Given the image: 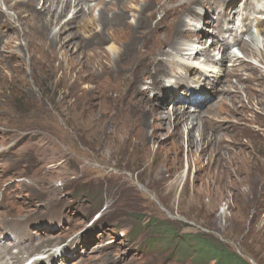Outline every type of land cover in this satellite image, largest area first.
Wrapping results in <instances>:
<instances>
[{
  "label": "rangeland",
  "instance_id": "rangeland-1",
  "mask_svg": "<svg viewBox=\"0 0 264 264\" xmlns=\"http://www.w3.org/2000/svg\"><path fill=\"white\" fill-rule=\"evenodd\" d=\"M224 2L205 0L208 22L202 17L201 23L189 20L194 36L179 37L180 44L176 38L183 50L191 45L192 49L209 48L220 62L212 63L217 70L233 68L230 58L222 60L221 44H212L210 38L217 34L211 24L218 23L217 11L222 10L216 6ZM244 3L234 0L230 13L242 12ZM10 10L0 0L4 15L0 21L6 23L0 25L3 55H9L5 41L14 49L26 39L30 42L21 45L18 58L0 62V238L5 239L1 246L18 254L44 242L25 263L199 264L192 247L189 255L184 254L182 244L176 243L179 238L174 241L175 233H207L250 264H264V153L254 152L264 137V107L254 101L245 109L247 119L241 124L238 113L217 112L220 104L209 89V77L200 79L201 71L169 68V75L161 74L160 91L148 95L154 110L166 116L157 121L137 100L140 86L146 84L134 86L139 69L148 61L140 56L137 45L148 47V42L141 41L148 39L150 23H158L160 13L149 18L148 28L120 34L126 54L119 63L111 60V65L106 56L112 57L110 25L105 31L100 26L90 31L81 15L72 19L73 11H69L60 25L51 27L35 9L23 6L21 19ZM94 15H99L98 9ZM240 20L236 16L231 27ZM60 28L63 32L57 36ZM256 32L252 27L242 35V42L251 41L250 35L255 34L258 50L264 51V32ZM224 35L220 41L230 43L226 52L263 74L264 66L257 58L247 55L242 43L234 44L227 31ZM176 54L169 52L167 57ZM96 56L104 64L100 72L90 61ZM107 65L111 67L106 69ZM181 74L187 76L186 84L176 81ZM191 82L208 90L206 103L199 108L207 127L200 147L189 146L188 129L180 130L170 122L180 104H186L175 99L176 94L183 95L181 99L189 96ZM194 89L197 95L199 90ZM162 92L165 95H159ZM187 104L189 109L196 107ZM193 131L201 138L199 131ZM236 142L256 148L239 147ZM231 145L250 156L232 163ZM15 223L21 227H14ZM7 227L15 234L1 231ZM19 231L21 247H11ZM168 240L174 243L168 245Z\"/></svg>",
  "mask_w": 264,
  "mask_h": 264
},
{
  "label": "bare ground",
  "instance_id": "bare-ground-1",
  "mask_svg": "<svg viewBox=\"0 0 264 264\" xmlns=\"http://www.w3.org/2000/svg\"><path fill=\"white\" fill-rule=\"evenodd\" d=\"M1 2L3 5L7 6L8 9L15 11L17 17L20 19L22 17L21 10L23 9V6L28 9H35V11L39 13V16H45L44 19L47 24L46 26L52 27L54 24H56V26L60 25L63 15H65L69 11H73L72 19H76L79 15H81L86 20L87 25L91 27L90 31L94 30L95 27L97 29V27L99 26L101 27L102 31H105L104 28H107V26L110 25L111 27L109 33L111 35L110 36L111 39L113 40V44L110 45L109 48L112 57H110V55L108 56L105 54L109 59L108 64H111V60H113V63H119L120 59H122V56L124 54V45L122 44V41L120 39L121 33H123L124 31H126V33L128 32L133 33V30H138L140 28L141 29L148 28L149 18L150 19L154 18L156 17L157 13H160L162 15V18L159 20V22L154 25L150 23L151 29L149 30V35L147 34L148 39H146L148 41L146 40L141 41V42H148L147 43L148 47L142 45L141 43L137 45V50H139L141 53L140 56L143 57L144 59H148V61L146 62L145 65L142 64V68L139 69V73L141 75L139 77L138 82L134 86V88L136 89L137 85H139L140 83L143 82V84H146L145 88H142V86H140L141 91L138 92L137 94L138 96L137 100L143 105V110L149 112L152 115L153 119L157 121L158 120L163 121L166 118V116L164 115V111L154 110V106L152 105L153 104L152 99L148 95L149 94L151 95V93L153 92L156 93V90L157 92L160 91L159 89L160 87H162L160 86L161 74H164V76L169 75L168 74L169 68H171L173 72H177V70L179 69H181L182 72L183 70L186 69L187 71H191L192 73L196 71H201L200 79L202 78V76L207 78L209 77V80L207 82V84L209 85V89L212 90L214 95L218 96L217 103L220 104V108L217 109L218 110L217 112L224 114L238 113L240 115L239 120L241 124L247 119L246 118L247 116L245 115V109L247 108L250 109L254 101H256L258 105L264 107V71L263 74L259 75L257 74V71L259 70L258 67L252 66L251 64H248L243 60L235 59L234 57H232L230 54L226 52L230 46V43L228 41H223V42L220 41V40H224V37L226 38L224 32L227 31L229 33V36L234 37L235 42L237 44L242 43V48L245 51H247V55L257 58L258 62L264 66V51L258 50L259 38H257L255 34H251L250 35L251 41L242 42L241 39L242 35H244V33L250 32L252 27H256L259 35L263 34L264 0H245V3L243 4V7L241 9L242 12H239V10H235L233 14L230 13V10L234 0L233 1L225 0L223 5L219 4L216 6L219 9L222 8V10L219 12L217 11V13L219 14L218 23L215 24L214 22H212L211 24L213 27L215 26L217 28L218 30L216 31L217 34L214 35L215 37L210 35V38L213 39L212 44H218V45L221 44L219 45L220 47L218 50H220V53L221 52L223 53L222 60L226 58L227 59L230 58L231 62H233V68H228L225 70L220 68L219 70H217L214 68L216 66L212 65V63L216 64L218 62L220 64V62L216 60L217 58L216 56L211 55V53L209 52L210 50L209 48L203 47L199 50L196 47L197 49L196 48L192 49L191 44H190L191 47L189 46H188L189 48L185 47L186 48L185 50H183L184 48L180 49L178 47V45L181 43V41L179 43L178 40L179 37H182L186 40V38L191 39L194 36L195 29L192 28V24L189 23V20H196V21H200L201 23L202 21L200 20V18L202 17L204 19V16L209 13V9L203 8V6L205 7L206 5L205 0H1ZM199 6H202L201 9L203 12L199 10ZM96 9L99 10V15L97 17L94 15ZM130 15L134 17L133 19L134 21L129 20ZM3 16L4 15L0 14V18ZM236 16L241 17L239 25L238 26L236 25V27L233 26L231 27L230 24L233 23V20ZM252 16H254V18H252ZM20 19L18 20L20 21ZM5 24L6 23L0 21L1 27L6 26ZM7 27H8L7 29H11L10 26H8V24ZM61 28L59 29L58 32L55 30L57 32V36L58 35L60 36V34L63 32ZM0 38L2 37L0 36ZM176 38L179 44L176 43ZM65 40L68 41V39ZM25 42H26L25 44H27V42H30V40L26 39ZM25 44H22L21 42L20 44H17L18 46L14 49L10 42L5 41V45H8L7 47H5L6 49L5 51H7L9 55L7 54L8 56L6 55L4 56L3 52L0 50V62H4L6 57H8L9 59L18 58L21 52L20 50L21 45L25 46ZM130 49L132 48L130 47ZM169 52H175V54L176 52L178 53L176 54L177 56L174 55L173 57H167ZM112 53L114 54V56L112 55ZM203 56H205L204 59H202ZM200 58L202 59V61H198ZM90 61L98 69L97 72L103 70L102 67L104 66V64L101 63L102 57L96 56L93 59H90ZM109 67L111 66L107 65L106 69H108ZM226 75L228 76V78L222 80L221 77L222 76L225 77ZM177 76L178 75H176V79ZM186 78H187L186 75L181 74L178 76V79L175 80L184 82L186 84ZM233 78H236V80L234 81ZM134 82L135 81L133 80L132 82L129 83V85L131 86L132 84H134ZM156 82L158 83L156 84ZM193 84L194 83L191 84V86L193 87L191 86L188 87L190 90L188 91V95L190 96L193 94L191 96V98L193 97V99H189V96H186L184 99L183 98L181 99L180 96L183 97V95L180 94V96H178V94H176L175 99L179 101H185L186 104L185 105L180 104L181 106H179V108L177 109L175 108L176 106L173 108L176 109V111L173 113L172 115L173 117L170 116V122L172 121L174 127H177L178 129L180 128L183 129V127L187 128L189 133L187 138L188 145L200 147L201 144L199 143V141L205 140V128L207 127H205L206 123L203 118L204 113L201 112L199 108L201 105H204L206 103V99H204V96L206 95V92L208 90H206V88H204L203 85H197V84L193 85ZM194 88L199 90L197 95H194L195 92ZM95 89L98 90V88ZM172 90L175 92L177 91V88H172ZM172 90H169V92H173ZM182 90H185V88ZM159 95L163 96L165 95V92L164 93L162 92ZM195 96L197 100L203 98L202 101H197L196 99H194ZM133 97L135 96L133 95ZM185 99H187L188 102ZM189 102L190 105L193 103L195 104L194 106L196 107H194V109H189V107L187 106L188 105L187 103ZM194 129L199 131L201 138L199 137L198 138L200 140L194 135V131H193ZM173 132L175 131L173 130ZM151 137L154 136L151 135ZM260 138L261 140L257 151L255 149L256 146L250 143L244 144V143L236 142V145L239 147L245 145L247 148H251L253 150L255 149L254 152L264 153V137L263 138L260 137ZM235 147L236 146L233 145L231 148L232 152L230 151L231 152L230 160L232 163L241 162L243 161L245 156L247 155L250 156L248 152L242 151L239 148L236 149ZM0 153H1V149H0ZM20 225H21L20 223H15L14 227L15 226L18 227ZM1 231H6V233L10 236L15 234V233H10L8 227L6 230L1 229ZM20 236L21 234L19 231L16 233V241L14 242L12 241L10 243L11 247L12 246L21 247V243L19 239ZM4 240H5L4 238H0V264H41L44 262V260H34L31 263L24 262L25 260H28V258L31 257L33 252H35L39 246H43V245L45 246L44 242L39 244V246L35 247L34 249L33 248L31 250L27 249V252L25 253L28 254V256L27 258H25L24 255L25 253L23 252L22 249L18 254H12L9 250L11 249L9 246L7 248L1 246Z\"/></svg>",
  "mask_w": 264,
  "mask_h": 264
},
{
  "label": "trees",
  "instance_id": "trees-1",
  "mask_svg": "<svg viewBox=\"0 0 264 264\" xmlns=\"http://www.w3.org/2000/svg\"><path fill=\"white\" fill-rule=\"evenodd\" d=\"M175 234L177 236L175 237L174 241L179 238L176 243L182 244V250H184V254L189 255V246L192 247L195 254L193 258L195 262L199 264H250L236 252L229 251L224 242L214 237H210V235L207 233L194 235ZM174 241L168 240L167 244L171 245L174 243ZM190 242H193V245H191Z\"/></svg>",
  "mask_w": 264,
  "mask_h": 264
}]
</instances>
